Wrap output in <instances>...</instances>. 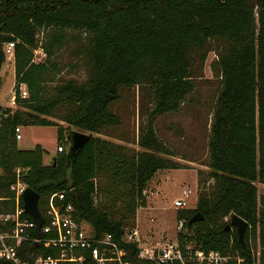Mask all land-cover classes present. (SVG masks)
<instances>
[{"label": "trees", "instance_id": "obj_1", "mask_svg": "<svg viewBox=\"0 0 264 264\" xmlns=\"http://www.w3.org/2000/svg\"><path fill=\"white\" fill-rule=\"evenodd\" d=\"M80 33L86 36L89 75L82 81L59 80L53 57ZM213 39L225 44L210 65L220 79L208 140L210 170L198 179L207 184L196 207L177 210L176 218L188 228L178 240L223 253L237 249L248 259L257 241L264 264V194L255 185L264 184V0H0V71L5 46L13 42L14 103L22 107L0 104V212L13 208L10 186L19 168V179L39 194L45 223L50 194L64 191L63 202L73 205L74 217L88 222L95 235L111 233L135 264H152L137 256V242L121 237L133 224L153 175L183 167L161 155L172 153L153 123L156 116L177 111L194 90L193 54ZM38 47L45 54L42 61L34 60ZM205 57L203 50L201 61ZM20 83L26 85V97L19 95ZM135 85L148 88L151 102L137 137L142 150L93 135L120 124L112 104L121 99L123 87ZM22 125L57 126L59 143L70 144L65 136L70 127L86 130L89 139L69 167L68 150L45 163L41 145L18 148L14 131ZM196 212L203 218L189 223ZM232 214L248 223L245 246L235 227L226 228ZM19 252L22 261L34 264L36 255L52 250L26 241ZM0 264L14 263L0 259Z\"/></svg>", "mask_w": 264, "mask_h": 264}, {"label": "rangeland", "instance_id": "obj_2", "mask_svg": "<svg viewBox=\"0 0 264 264\" xmlns=\"http://www.w3.org/2000/svg\"><path fill=\"white\" fill-rule=\"evenodd\" d=\"M80 35L78 40L68 38L66 44L53 57L60 67L56 77L59 80L72 78L82 81L89 75V64L84 49L86 36L84 33ZM38 40L43 41L42 32L38 34ZM224 44L225 42L219 39L208 40L203 49L206 52L204 61H201L203 50L193 54L194 90L187 95L177 111L160 114L154 120L156 135L172 153L161 155L172 160L184 158L176 160L182 168L158 170L145 187L141 205L136 209L135 220L126 229L130 231L137 228L140 244L144 246L150 247L175 240L178 209L173 205L174 200L180 197L183 188H190L192 193L187 198L186 208H195L197 197L207 184L199 183L198 179L204 180L210 170L207 166L208 140L212 111L220 88V79L213 74L210 65L218 59ZM5 53L8 55L6 51ZM44 58L45 54L38 47L34 51V60L42 61ZM14 83V63L13 57L10 56L6 57L0 71V104L12 106L14 109L22 108L17 103H12ZM121 93V99L112 104L113 111L120 117V124L93 135L128 148L142 150L137 144V137L140 128L146 125L151 110L148 88L144 85L123 87ZM49 118L58 125L67 127V124L58 118ZM20 130L22 137L17 140L19 149L30 150L36 145H41L46 150L43 156L45 163H49L52 157L56 156L59 144L57 126L22 125ZM72 130L88 133L86 130L70 127L65 136ZM63 145L67 151L68 142L64 141ZM198 170H202L200 175ZM255 185L258 193L264 194V184L255 182ZM251 248L254 253L260 252L257 241L251 243Z\"/></svg>", "mask_w": 264, "mask_h": 264}, {"label": "built area", "instance_id": "obj_3", "mask_svg": "<svg viewBox=\"0 0 264 264\" xmlns=\"http://www.w3.org/2000/svg\"><path fill=\"white\" fill-rule=\"evenodd\" d=\"M13 42H7L6 57H13ZM10 55V56H9ZM19 95L26 97L28 91L24 83L18 86ZM15 88L12 90V103L15 99ZM15 138L21 136L20 126L15 127ZM63 143L57 145V152H62ZM20 169H16V181L10 186L13 191V208L0 212V224L6 229H0V259L14 264H27L22 261L19 249L23 242L31 241L35 245L52 250L48 254H38L34 257V264H135L128 258L129 251L121 247L111 233L95 235L90 224L74 217V207L71 203L65 204L64 191L53 192L48 198L45 210V219L40 228V237L30 236L33 222L24 215L20 197L27 187L19 179ZM192 189L183 188L179 198L173 205L177 209L187 206V198ZM1 200V197H0ZM224 219H227L225 217ZM185 235L188 228L184 226V219H177L176 239L163 242L155 246L140 244L137 228L125 230L121 239L125 242H137V256L152 264H260L259 251L254 253L251 248V258L244 257L239 250L231 249L227 253L219 250H204L195 246L193 242L181 244L178 234ZM232 246V240L230 242Z\"/></svg>", "mask_w": 264, "mask_h": 264}, {"label": "water", "instance_id": "obj_4", "mask_svg": "<svg viewBox=\"0 0 264 264\" xmlns=\"http://www.w3.org/2000/svg\"><path fill=\"white\" fill-rule=\"evenodd\" d=\"M68 138H70V144H69L68 151H67V160H68V167H69L71 161L74 159L76 154L83 148L84 144L89 139V134L84 133L82 131L72 130L70 132V135H68ZM52 161L53 162L56 161V156L52 157ZM22 199H23L24 211L31 216L33 224H34V227H33L34 236L35 238H39L40 228L44 221L43 216L38 208L39 194L32 188L26 187L22 193ZM202 218H203L202 214L200 212H196L190 218L189 223L196 222ZM232 227H235L236 229L238 241L243 246H245L244 234H245L246 229L248 228L247 221L236 214H232L229 222L226 224V228L230 229Z\"/></svg>", "mask_w": 264, "mask_h": 264}, {"label": "crops", "instance_id": "obj_5", "mask_svg": "<svg viewBox=\"0 0 264 264\" xmlns=\"http://www.w3.org/2000/svg\"><path fill=\"white\" fill-rule=\"evenodd\" d=\"M1 105H3V104H1ZM9 105V104H8ZM4 106H7V105H4ZM182 158H184V157H182ZM182 158H175V160H179V159H182ZM171 169V168H170ZM170 169H168V170H170ZM160 170H163V169H160Z\"/></svg>", "mask_w": 264, "mask_h": 264}, {"label": "bare ground", "instance_id": "obj_6", "mask_svg": "<svg viewBox=\"0 0 264 264\" xmlns=\"http://www.w3.org/2000/svg\"><path fill=\"white\" fill-rule=\"evenodd\" d=\"M22 197V196H21Z\"/></svg>", "mask_w": 264, "mask_h": 264}]
</instances>
